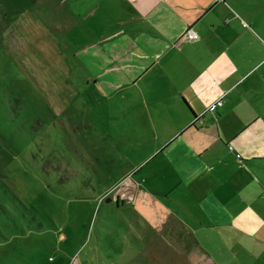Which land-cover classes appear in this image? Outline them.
I'll return each instance as SVG.
<instances>
[{
    "label": "rangeland",
    "instance_id": "rangeland-1",
    "mask_svg": "<svg viewBox=\"0 0 264 264\" xmlns=\"http://www.w3.org/2000/svg\"><path fill=\"white\" fill-rule=\"evenodd\" d=\"M96 3L0 0V264H194V245L217 242H192L164 207L186 193H107L154 141L135 88L110 93L84 63L107 43L106 14L84 16Z\"/></svg>",
    "mask_w": 264,
    "mask_h": 264
},
{
    "label": "crops",
    "instance_id": "crops-1",
    "mask_svg": "<svg viewBox=\"0 0 264 264\" xmlns=\"http://www.w3.org/2000/svg\"><path fill=\"white\" fill-rule=\"evenodd\" d=\"M97 11L107 43L84 63L110 93L135 88L124 97L139 99L154 141L125 193H107L118 203L141 186L165 204L182 190L187 206L164 207L192 242H220L200 247L207 258L264 264V0H97L84 16Z\"/></svg>",
    "mask_w": 264,
    "mask_h": 264
},
{
    "label": "trees",
    "instance_id": "trees-1",
    "mask_svg": "<svg viewBox=\"0 0 264 264\" xmlns=\"http://www.w3.org/2000/svg\"><path fill=\"white\" fill-rule=\"evenodd\" d=\"M9 110H10V113L12 114H16V108L13 107L12 105L9 106ZM196 119L193 118L192 119V122L190 124H196ZM194 248H195V256H194V264H215L214 262H212L209 258L206 257L205 253L203 252V250L197 246V245H194Z\"/></svg>",
    "mask_w": 264,
    "mask_h": 264
},
{
    "label": "built area",
    "instance_id": "built-area-1",
    "mask_svg": "<svg viewBox=\"0 0 264 264\" xmlns=\"http://www.w3.org/2000/svg\"><path fill=\"white\" fill-rule=\"evenodd\" d=\"M184 36H185V38H187L188 40H195V39L198 38V34H197L194 30H192V29H190V28H188V29L185 30V32H184ZM220 104H221V101L219 100V101H217L216 103H214V104H212L211 106H209L208 110H209V111H214L215 107H216L217 105H220ZM196 120H197L196 123H197L198 121H200V120L197 119V118H196Z\"/></svg>",
    "mask_w": 264,
    "mask_h": 264
}]
</instances>
